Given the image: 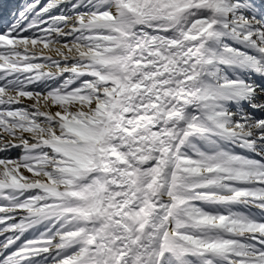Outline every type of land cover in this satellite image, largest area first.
Here are the masks:
<instances>
[{
  "label": "snow or ice",
  "instance_id": "6c2138e0",
  "mask_svg": "<svg viewBox=\"0 0 264 264\" xmlns=\"http://www.w3.org/2000/svg\"><path fill=\"white\" fill-rule=\"evenodd\" d=\"M0 264H264V0H0Z\"/></svg>",
  "mask_w": 264,
  "mask_h": 264
}]
</instances>
